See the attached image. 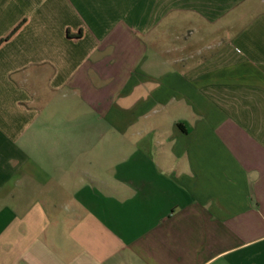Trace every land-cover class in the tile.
<instances>
[{"label": "crops", "instance_id": "obj_1", "mask_svg": "<svg viewBox=\"0 0 264 264\" xmlns=\"http://www.w3.org/2000/svg\"><path fill=\"white\" fill-rule=\"evenodd\" d=\"M0 264H264V0H0Z\"/></svg>", "mask_w": 264, "mask_h": 264}]
</instances>
